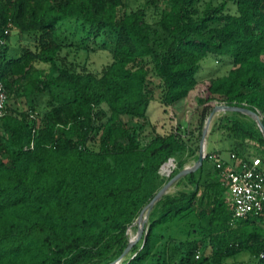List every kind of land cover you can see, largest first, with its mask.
I'll use <instances>...</instances> for the list:
<instances>
[{"label":"trees","instance_id":"16d2710c","mask_svg":"<svg viewBox=\"0 0 264 264\" xmlns=\"http://www.w3.org/2000/svg\"><path fill=\"white\" fill-rule=\"evenodd\" d=\"M125 1L0 0V33L12 25L34 38L9 54V35L0 51L8 94L0 264H246L243 253L247 264H264L263 217L232 222L229 193L209 157L177 181L185 189L155 202L142 238L125 253L141 212L198 160L201 132L195 141L181 125L145 132L153 102L183 115L213 54L233 67L197 97L200 128L213 101L249 108L264 123V0H168L153 20L154 0L129 12ZM112 34V62L100 75L60 65L62 50L108 49ZM42 95L50 106L44 115ZM23 100L26 110L13 106ZM240 114L225 117L230 150L250 159L248 141L255 142L264 163L263 131ZM171 158L177 168L167 178L160 170Z\"/></svg>","mask_w":264,"mask_h":264},{"label":"rangeland","instance_id":"374dc122","mask_svg":"<svg viewBox=\"0 0 264 264\" xmlns=\"http://www.w3.org/2000/svg\"><path fill=\"white\" fill-rule=\"evenodd\" d=\"M148 0H126L125 1V7L124 10L129 12L135 9H138L139 7H142ZM167 1L168 0H154V3L151 5L150 8V19H156L155 17V8H161L165 9L167 8ZM111 36V37H110ZM109 36L110 45L108 46V49L104 48H98L97 45L94 50H83V49H75V48H66L61 51L59 56V63L62 67L65 68H77L80 70H86L89 72H92L94 74L100 75L104 68L109 65L112 62V53L110 49L113 47V40L115 39V35L112 34ZM24 38V40H22ZM33 39V36L28 34H22L19 32H15L12 34L11 37V48L12 50H18L20 48V43L22 42H28V40ZM92 48V47H91ZM223 60V61H219ZM43 65H41L42 67ZM46 67V66H45ZM233 67L231 59H228L227 57H216L215 55L211 54L209 55L203 62H202V69L198 73V78L200 79V85L198 86L197 90L193 92L191 97L187 100L184 108L182 109L183 115H179V112H175L172 108H165L161 105L159 102V99L157 100L158 103L153 102L148 116V123L144 125L145 132H150L153 128H155L157 131L161 133L168 132L172 129L178 128L181 125V129L183 131H186L191 134L190 137L193 138V141H195V138L207 130V135L205 138V144H207V138L208 136H214V141L216 144H221L219 146L215 145V147L212 144H209V146L206 147L207 152L213 151L215 148L221 149L225 156H230L229 149L225 148L224 143L229 140L228 138H231V131L229 129V125H227V120H225V117H232V111H225L221 110L216 113L210 124L208 125V120L210 117L211 112L213 109L220 105L221 103L218 101L212 102V111L208 113L206 116V119H204L203 127L201 126V112L202 107H198L196 100L197 97L203 95H207V85L208 80L210 78H218L221 77ZM155 81L159 83V80L156 77H153ZM159 92L156 94V98L159 96ZM49 97L48 95H42L39 97L38 101V109L41 112L42 115L45 114L50 108L49 104ZM13 106H16L18 110H26L27 104L25 100L22 102H17ZM217 117V118H216ZM239 119L242 121L247 122H253L256 121L252 116L244 114L241 112L240 115H237ZM216 118V120H215ZM124 120L128 124L137 125L142 122V120L133 119L132 117L125 116ZM257 123V122H256ZM151 127H150V126ZM219 130L220 133L216 134ZM215 132V133H214ZM214 133V134H213ZM202 141V138H201ZM201 141L199 142V151H198V158L200 155V145ZM224 142V143H223ZM250 149L248 150L247 155L249 158L252 157H259L258 150H257V144L251 141H248ZM197 157H194L191 159V161L186 165V167H193L195 164V159ZM185 167V168H186ZM185 185H178L177 182H175L169 189L167 190V194H176L178 191L185 189ZM144 219L146 220V223H148L149 215L147 216V212L144 214ZM140 229V223L137 221L133 227L129 230L130 240H136L138 237V232ZM177 235V234H175ZM143 236V235H142ZM142 236L136 241H140ZM201 255V253H200ZM199 257V256H198ZM239 262L249 263L250 262V256L248 253H243L239 257Z\"/></svg>","mask_w":264,"mask_h":264},{"label":"built area","instance_id":"2783aa9c","mask_svg":"<svg viewBox=\"0 0 264 264\" xmlns=\"http://www.w3.org/2000/svg\"><path fill=\"white\" fill-rule=\"evenodd\" d=\"M13 31V26L10 25L3 34L0 33V51L6 46L7 37ZM7 101L8 94L0 62V123L6 114ZM258 115L262 119V115L260 113ZM206 157L214 162L219 171V180L227 188L233 207L232 222L255 215L262 216L264 224V163L262 159L260 157L244 159L232 152L230 160H225L218 151H206ZM176 168L177 162L171 158L161 167L160 173L169 178Z\"/></svg>","mask_w":264,"mask_h":264},{"label":"water","instance_id":"95a60500","mask_svg":"<svg viewBox=\"0 0 264 264\" xmlns=\"http://www.w3.org/2000/svg\"><path fill=\"white\" fill-rule=\"evenodd\" d=\"M221 110H229V111H238V112H242L244 114L250 115L252 116L257 124L261 127L263 134H264V123L262 122V119L259 117L258 113L246 108V107H235V106H228L225 104H220L218 106H216L213 111L210 114L209 120H208V125L210 124V122L212 121V119L214 118V116L216 115V113L218 111ZM207 135V130L205 129V131L203 132V136H202V141H201V145H200V155L198 160L195 162V164L193 165V167H186L184 168L182 171H180L175 177H173L170 181H168V183L157 193V195L155 196V198L150 202V204L141 212L140 216H139V223H140V229L138 232V237L137 239L134 240H130V244L129 247L126 249L125 253H127L131 246L136 243V241L143 235L144 233V226L146 223V220L144 219V214L147 212V216L149 215L152 206L155 204L156 201H158L163 195L167 194V190L169 189V187H171L175 182H177L180 178H182L183 176L196 171L204 162L205 159V152H206V144H205V138Z\"/></svg>","mask_w":264,"mask_h":264},{"label":"crops","instance_id":"0c3cea01","mask_svg":"<svg viewBox=\"0 0 264 264\" xmlns=\"http://www.w3.org/2000/svg\"><path fill=\"white\" fill-rule=\"evenodd\" d=\"M14 31H15V32H18V31H16V30H14ZM14 31L12 32V34L14 33ZM21 35H22V34H21ZM11 37H12V35H11ZM22 40H24V38H22ZM28 41H29V43H28V42H22V43H20L19 45H29V44L33 43L34 38L31 39V40H28ZM10 42H11V39H10ZM9 48H10V50H9V54H14V53L17 52V50H12V48H11V43H9ZM216 118H217V117H216ZM216 118H215V120H216ZM214 133H215V132H214ZM214 133H213V134H214ZM218 133H220V132L217 131L216 134H218ZM223 143H224V142H223ZM209 144H212L214 147H215V145H217V146L221 145V144H219V143L216 144V142L214 141V136H211V135L208 136V138H207V144H206V147L209 146ZM232 144H233L232 139H229V140H227V141L224 143L225 148L229 149V153H230V154L232 153V150H230L231 147H232ZM215 151H218V152L222 155V157H223L225 160H230V156H225L221 149H217V148H215V149H214L213 151H211V152H215Z\"/></svg>","mask_w":264,"mask_h":264},{"label":"clouds","instance_id":"9594fccd","mask_svg":"<svg viewBox=\"0 0 264 264\" xmlns=\"http://www.w3.org/2000/svg\"><path fill=\"white\" fill-rule=\"evenodd\" d=\"M12 35V34H11Z\"/></svg>","mask_w":264,"mask_h":264}]
</instances>
